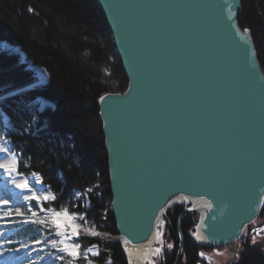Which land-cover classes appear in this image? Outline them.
<instances>
[{"label":"water","instance_id":"water-1","mask_svg":"<svg viewBox=\"0 0 264 264\" xmlns=\"http://www.w3.org/2000/svg\"><path fill=\"white\" fill-rule=\"evenodd\" d=\"M95 1L129 80L98 101L128 264H147L161 218L180 205L173 264L191 212L202 245L244 237L264 208V69L242 0Z\"/></svg>","mask_w":264,"mask_h":264},{"label":"trees","instance_id":"trees-1","mask_svg":"<svg viewBox=\"0 0 264 264\" xmlns=\"http://www.w3.org/2000/svg\"><path fill=\"white\" fill-rule=\"evenodd\" d=\"M239 22L251 29L264 69V0H242ZM2 41L18 45L49 76L39 85L19 54L0 48V97L15 93L0 101V110L9 117L7 136L23 157L22 170L41 175L55 193L53 208L79 211L108 232L104 238L80 233L82 253L98 245L94 264H109L108 259L110 264H128L111 209L98 101L107 92H124L129 80L104 12L95 0H0ZM40 97L54 107L38 113L36 130L27 105ZM76 191L89 197L87 208L74 201ZM260 215L264 217V208ZM177 218L176 207L169 208L164 219L170 232L176 231ZM196 221L194 215L184 218L186 235ZM195 251V243L186 241L185 252L191 256ZM175 256L176 250L167 264H173ZM234 264H264V250L259 244L248 245Z\"/></svg>","mask_w":264,"mask_h":264},{"label":"rangeland","instance_id":"rangeland-1","mask_svg":"<svg viewBox=\"0 0 264 264\" xmlns=\"http://www.w3.org/2000/svg\"><path fill=\"white\" fill-rule=\"evenodd\" d=\"M0 48L7 52L19 54L22 62L26 63L27 67L34 72L38 84L43 85L47 83L49 77L47 70L38 64H34L28 58L26 52L18 45L8 41H2L0 43ZM34 66H39L45 70L46 75L43 76L44 78L38 75L37 69ZM43 79H46V81L42 82ZM27 106L33 115V123L34 125L36 124V127L39 121L38 113L44 111L46 108L54 107L52 102L42 97L38 98L34 103L30 102ZM10 127L11 123L7 114L3 110H0V150L4 151L6 149V151H4V157L8 158L10 162L13 156H15L16 163L18 164L17 167L20 172L23 173V157L20 152L18 153L13 150L12 142L7 137V129ZM38 129L37 127L36 130ZM30 175H32V173L27 176ZM47 187L48 188H44L40 191L38 183L32 186V189L39 192L37 196L41 197L40 201L35 199L18 200L12 194L14 187L12 185H7L4 176L0 174V264H77L76 262L78 260L80 264H94L93 258L99 254L98 245H92L82 253L80 233L84 232L93 237L104 238L108 232L102 230L100 226L86 218L85 214L79 211H70L67 206L60 210L53 208L52 202L55 200V193L49 185H47ZM44 196L54 198L45 201L42 199ZM74 196V201H81L83 208H87L90 205L87 194L76 191ZM3 201H8V203L4 204ZM76 207H78V204H76ZM17 209H19V213ZM52 210L58 212L67 210L68 215H71L72 218L61 223L63 226L57 229L53 221L58 220V217L53 214ZM33 213L35 215H33ZM194 217L197 221L191 231V235L195 237L196 226L200 220V214L196 213ZM24 220L35 222L22 223ZM41 221L44 223H41ZM263 222L264 217L260 215L251 223L247 235L239 239L240 241L237 240L227 245L210 247L214 248L213 251H208L213 258V262L209 260L208 264L237 263L241 257L240 252L246 249L244 246V241H246V239H248L249 245L259 244L264 250V232H261V234L253 233L254 235L251 233L253 229L258 226L259 229L263 228ZM165 225L166 220L162 217L157 229V241L155 245H153L155 251L151 254V257L146 259L147 264L160 263L162 258V246L164 249L163 252H165V248H167V251L172 250V242L169 243V245H171V247H169L168 242H166V236L164 235L166 234L164 233L165 231H163ZM73 227L76 228L78 235L72 234ZM112 233H114V231H112ZM119 240L121 241L120 234ZM254 240L255 242H253ZM36 241H39V243H36ZM53 242H55V244ZM65 244L69 245V247L79 245L80 255L77 258H72L67 252L61 251L60 249H62ZM157 249H160V251L157 252ZM20 251L22 253H20ZM61 257H63V259H61ZM107 263L110 264L111 260L108 259Z\"/></svg>","mask_w":264,"mask_h":264},{"label":"bare ground","instance_id":"bare-ground-1","mask_svg":"<svg viewBox=\"0 0 264 264\" xmlns=\"http://www.w3.org/2000/svg\"><path fill=\"white\" fill-rule=\"evenodd\" d=\"M34 67L37 69L38 75L41 76V78H44L43 76L46 75L45 70L43 68L39 67V66H34ZM45 81H46V79L42 80V82H45ZM8 119H9V117H8ZM4 156H5L4 155V151L0 150V164H10L11 162L8 161V158H5ZM17 166H18V164L16 163L15 169L12 170L10 174L5 169L0 168V174L4 176L5 183L7 185H12L14 187V190L12 191V194L14 195L15 198H17L18 200L19 199L20 200H24V197H26V196H32L33 194H35L37 196L39 194V192H37L34 189H32V186H34L35 183H37L36 182L37 180L40 181V183H38L39 186H40V191L42 189H44V188L45 189L48 188L47 185L42 182L41 177L38 174H32L30 176H27L26 174L21 173ZM25 180H27L30 183V186H31L30 189H19V188L16 187L17 183H22ZM196 205H199V203L196 202ZM0 210H1V208H0ZM52 212H53L54 215H56L58 213L60 214V215H56V217H58V220L61 223H64L65 221H68V219H69L68 217H71V215L65 216L63 214L64 213L63 211L62 212H58V211L52 210ZM194 212H197V211H194ZM241 238H243V237H241ZM237 240H239V239H237ZM237 240H235V241H237ZM78 251H79V249H78ZM133 252L136 255H139V256H143L144 255L146 257L149 256L152 253L151 251L145 250V249H142V248H140V249L135 248V250ZM20 253H22V252L20 251Z\"/></svg>","mask_w":264,"mask_h":264},{"label":"flooded vegetation","instance_id":"flooded-vegetation-1","mask_svg":"<svg viewBox=\"0 0 264 264\" xmlns=\"http://www.w3.org/2000/svg\"><path fill=\"white\" fill-rule=\"evenodd\" d=\"M180 208H181L180 206H176V212L178 211V217H179L180 213L184 210V206H182V209H180ZM196 213H198V212H192V213H189L188 215H194L195 216ZM263 224H264V222L262 223V225ZM259 225H261V224H259ZM169 226H171V224H169ZM172 227H174L173 223H172ZM263 228H264V226H263ZM169 230L170 229H169V227L167 226V223H166L163 231H165L164 233H166L164 235L166 236L165 238H166V242H168V245H169L170 242H172V244H173L172 245V250L171 251H167V248H165V252H163L164 249H163V246H162V255H161L162 258H161L159 264H167L168 260L173 256L175 250H176V254H177V249H178V245H179L178 229L176 228V231L173 230L172 232H170ZM254 230H259V226L257 228L253 229V231L251 232L252 235L257 233V231H254ZM174 233H176V235H174ZM189 233H190L189 235L185 234L186 241H188V242L189 241H193L195 243V245H196V251L191 256H190L189 252H185L180 264H208L209 260L213 262V258L208 253V251H210V250L213 251L214 248H210V246H206V245H202V244L198 243L197 240L195 239V237L191 235V232H189ZM248 245H249L248 239H246V241H244V246L246 247V249L248 248ZM246 249L242 250L240 252V254H241L240 256L241 257L243 255V253L246 251ZM175 258H176V256H175ZM231 264H234V262H231Z\"/></svg>","mask_w":264,"mask_h":264},{"label":"snow or ice","instance_id":"snow-or-ice-1","mask_svg":"<svg viewBox=\"0 0 264 264\" xmlns=\"http://www.w3.org/2000/svg\"><path fill=\"white\" fill-rule=\"evenodd\" d=\"M29 10L31 11V9H29ZM244 31L248 32V29H245ZM101 99H103V97H101ZM4 151H6V149ZM15 165H16V158H15V156H13L12 161H11L10 164H0V168L5 169L10 174L11 171L15 169ZM36 182L40 183L39 180H37ZM16 187L19 188V189H30L31 186H30L29 182L27 180H25L22 183H17ZM53 198L54 197L44 196L42 199L47 201V200L53 199ZM24 199H26V200L35 199L37 201H40L41 197L36 196L35 194H33L32 196L24 197ZM3 203L7 204L8 201H3ZM17 212L19 213V209H17ZM63 214L65 216H68L67 210H64ZM33 215H35V214L33 213ZM56 215H60V214L58 213ZM68 218L71 219L72 217H68ZM30 222H35V221H29V220L22 221V223H30ZM41 223H44V222L41 221ZM53 223H54V225H55V227L57 229H59V228H61L63 226L59 220H54ZM254 231H257V234H260L261 232H264V228L259 229V230H254ZM72 234L73 235H78V232H77L75 227H73V229H72ZM93 234H95V233H93ZM253 242H255V240ZM36 243H39V241H36ZM53 243L55 244V242H53ZM169 247H171V245H169ZM78 249H79V245H75V246H72L70 248L69 245L65 244V246L62 249H60V250L63 251V252H67L72 258H77L80 255ZM159 251H160V249H157V252H159ZM61 259H63V257H61Z\"/></svg>","mask_w":264,"mask_h":264}]
</instances>
